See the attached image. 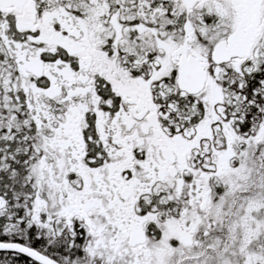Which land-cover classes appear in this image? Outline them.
Masks as SVG:
<instances>
[{
	"label": "snow or ice",
	"instance_id": "snow-or-ice-1",
	"mask_svg": "<svg viewBox=\"0 0 264 264\" xmlns=\"http://www.w3.org/2000/svg\"><path fill=\"white\" fill-rule=\"evenodd\" d=\"M0 264H264V0H0Z\"/></svg>",
	"mask_w": 264,
	"mask_h": 264
}]
</instances>
